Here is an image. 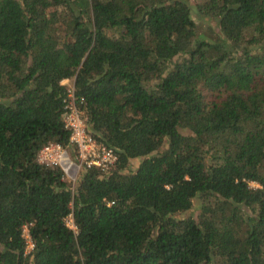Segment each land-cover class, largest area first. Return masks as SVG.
<instances>
[{
  "label": "trees",
  "instance_id": "trees-1",
  "mask_svg": "<svg viewBox=\"0 0 264 264\" xmlns=\"http://www.w3.org/2000/svg\"><path fill=\"white\" fill-rule=\"evenodd\" d=\"M65 78L117 156L73 186ZM0 264H264V0H0Z\"/></svg>",
  "mask_w": 264,
  "mask_h": 264
},
{
  "label": "built area",
  "instance_id": "built-area-1",
  "mask_svg": "<svg viewBox=\"0 0 264 264\" xmlns=\"http://www.w3.org/2000/svg\"><path fill=\"white\" fill-rule=\"evenodd\" d=\"M68 81V78L60 81L66 85L61 120L68 131V143L66 146L54 142L46 143L37 151L35 160L40 165L58 167L63 178L73 186L82 171L90 167L107 170L117 156L112 148L96 140L87 131L83 100L75 95L72 80L70 83ZM111 203L107 202V205ZM64 222L68 228L75 230L70 213L64 218ZM22 235L25 239V252H29L33 244L25 228L22 229Z\"/></svg>",
  "mask_w": 264,
  "mask_h": 264
},
{
  "label": "rangeland",
  "instance_id": "rangeland-1",
  "mask_svg": "<svg viewBox=\"0 0 264 264\" xmlns=\"http://www.w3.org/2000/svg\"><path fill=\"white\" fill-rule=\"evenodd\" d=\"M190 4H194L199 0H188ZM191 17L194 21L196 31L198 35L204 39L211 40L212 38L216 37L218 33L217 22L214 18H209L205 16H199L197 12H195L194 8H192ZM71 78H69L68 83L71 82ZM184 132V131H183ZM137 159L130 160L128 164V168L131 170L137 164ZM79 177V176H78ZM77 180V179H76ZM76 182V181H75ZM250 186H255L254 183H249ZM197 213V202L194 201L193 206L190 211L184 213V215H194ZM27 249V248H26ZM27 252V251H26Z\"/></svg>",
  "mask_w": 264,
  "mask_h": 264
}]
</instances>
